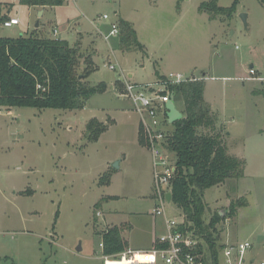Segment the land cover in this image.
<instances>
[{
  "label": "rangeland",
  "instance_id": "1",
  "mask_svg": "<svg viewBox=\"0 0 264 264\" xmlns=\"http://www.w3.org/2000/svg\"><path fill=\"white\" fill-rule=\"evenodd\" d=\"M208 1L65 0L42 10L0 0V37L66 41L79 50L74 76L91 72L84 84L106 86L81 109L0 107V264H104L99 234L112 226L129 242L127 250H145L151 219L163 221L151 214L152 165L139 143L138 116L120 94L123 77L154 86L176 73L205 80L215 132L227 153L245 162L241 178L203 191V224L218 216L211 231L217 246L246 240L248 260H264V4L240 0L229 18L199 12ZM4 15L19 25L4 28ZM120 18L142 48H122L119 35L106 42L98 33ZM175 108L182 114L180 100ZM92 120L97 124L88 128ZM98 126L106 130L90 142ZM167 213L188 226L172 201ZM196 239L209 260L205 239Z\"/></svg>",
  "mask_w": 264,
  "mask_h": 264
},
{
  "label": "trees",
  "instance_id": "2",
  "mask_svg": "<svg viewBox=\"0 0 264 264\" xmlns=\"http://www.w3.org/2000/svg\"><path fill=\"white\" fill-rule=\"evenodd\" d=\"M25 5L37 7L62 6L65 0H21ZM240 0H233L228 8L217 5V0L203 2L199 12H218L231 17ZM264 4V0H259ZM119 44L122 48L141 47L132 25L119 19ZM80 59L77 47L66 41L40 38L34 34L27 37H0V107L63 109L84 107L87 100L106 91L103 83L89 87L80 80L74 70ZM124 87V86H123ZM174 102L183 104L182 119L172 124L169 150L176 158V174L171 183L172 203L182 210L189 223L187 230L201 235L207 243L209 260L205 264H218V255L223 246H217L211 231L220 219L216 216L207 226L203 224V191L228 179L243 176L244 161L230 156L222 139L215 132V119L209 105L203 99L204 81L195 79L179 85H169ZM96 123L92 120L88 128ZM97 124V123H96ZM210 130V134H199L198 129ZM105 127L98 126L89 137L96 142ZM139 143L144 145L139 130ZM232 210H230L231 214ZM233 213V212H232ZM103 257L120 260L127 250L119 227L112 226L100 232ZM166 242L155 243V248H165ZM198 254H202L199 245Z\"/></svg>",
  "mask_w": 264,
  "mask_h": 264
},
{
  "label": "built area",
  "instance_id": "3",
  "mask_svg": "<svg viewBox=\"0 0 264 264\" xmlns=\"http://www.w3.org/2000/svg\"><path fill=\"white\" fill-rule=\"evenodd\" d=\"M102 18L108 19L106 15ZM18 24L17 18H9L2 22L4 28ZM97 30L106 42L119 35L117 21L109 25L107 33L101 32L98 28ZM54 33H56L55 30ZM108 68L112 71L115 70L114 65H108ZM249 73L254 74V71L250 70ZM123 79L124 87L120 96L131 101L133 111L139 119V130L144 147L149 151L151 158L152 197L156 203L151 214L162 219L166 233L164 238L159 239L158 242H166L167 245L165 248L154 247L150 251L123 253L116 257L126 258V264H205L202 261V254L197 253L200 243L196 239V234L192 230H187L183 221H178L168 215L167 206L169 203L166 201V194L171 193V183L176 174V158L168 147L172 129H165L170 125L167 121V105L172 93L168 86L179 85L195 79L186 78L178 73L169 74L154 86L131 84L126 78L123 77ZM99 247L102 249L101 243H99ZM251 248L252 245L246 240L225 243L219 252L218 264H255L248 260ZM103 258L104 264H106V260L111 257ZM258 264H264V260Z\"/></svg>",
  "mask_w": 264,
  "mask_h": 264
},
{
  "label": "crops",
  "instance_id": "4",
  "mask_svg": "<svg viewBox=\"0 0 264 264\" xmlns=\"http://www.w3.org/2000/svg\"><path fill=\"white\" fill-rule=\"evenodd\" d=\"M38 8H42V7H38ZM46 7H43L42 8V10L43 9H45ZM9 18H14V17H9L8 15H4V17H3V21L4 20H8ZM121 19V18H120ZM122 20H124V19H122ZM19 25V24H18ZM18 25H16V26H18ZM132 77V75L131 74H128V78H131ZM164 77V76H163ZM193 78V77H192ZM195 79V78H194ZM196 79H198V78H196ZM203 80V79H202ZM204 81V86H205V80H203ZM204 95H205V92H203V99H204V101L209 105V107H210V109L212 108V106H211V103L210 102H208V101H206V99H205V97H204ZM174 104H175V102H174ZM8 110V109H7ZM151 221H152V223H151V225H150V229L147 231V234H150V236H151V240H150V244H148V246H146L145 247V250H143V251H150L152 248H154V245H155V243H157L158 241H159V239H161V238H164V235H161V233L159 234V231L160 230H162V228L164 229V227H163V224H162V222H161V220H158L157 222H159V223H157V222H155V220L153 221V219H151ZM165 231V230H164ZM124 239V238H123ZM126 241V243H127V248H129V242L127 241V240H125ZM237 242H239V241H237ZM143 251H138V250H133V249H128V250H126V252L125 253H129V252H143ZM103 261H104V258H103Z\"/></svg>",
  "mask_w": 264,
  "mask_h": 264
},
{
  "label": "water",
  "instance_id": "5",
  "mask_svg": "<svg viewBox=\"0 0 264 264\" xmlns=\"http://www.w3.org/2000/svg\"><path fill=\"white\" fill-rule=\"evenodd\" d=\"M41 14V12H40ZM240 18L243 20L245 23V16L241 15ZM182 119V114L175 108L174 104V96L171 94L170 101L167 105V121L170 125L174 124L175 122L179 121ZM114 167L117 168V164H114ZM166 201L170 203L172 201V194L168 192L166 194Z\"/></svg>",
  "mask_w": 264,
  "mask_h": 264
},
{
  "label": "bare ground",
  "instance_id": "6",
  "mask_svg": "<svg viewBox=\"0 0 264 264\" xmlns=\"http://www.w3.org/2000/svg\"><path fill=\"white\" fill-rule=\"evenodd\" d=\"M126 260H127L126 258L120 259V260H110V259H107L106 260V264H126Z\"/></svg>",
  "mask_w": 264,
  "mask_h": 264
}]
</instances>
